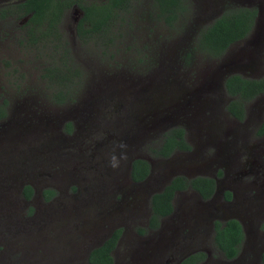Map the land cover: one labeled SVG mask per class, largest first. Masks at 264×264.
Returning a JSON list of instances; mask_svg holds the SVG:
<instances>
[{"label": "rangeland", "instance_id": "374dc122", "mask_svg": "<svg viewBox=\"0 0 264 264\" xmlns=\"http://www.w3.org/2000/svg\"><path fill=\"white\" fill-rule=\"evenodd\" d=\"M17 1L0 0V101L7 106L0 119V264L45 263L42 254L56 247L59 231L73 229V205L90 206L85 224L94 227L100 221L94 215L99 188L106 191L108 224L123 230L115 260L174 264L179 252L173 247L189 227L163 216L147 228L144 203L148 206L151 191L171 174L213 171L234 195L229 202L217 197L215 209L204 207L201 224L218 212L220 218L238 219L244 232L234 257L210 250L200 263L264 264V139L255 131L264 94L243 103L248 120L237 125L226 115L229 95L219 97L218 91L227 73H264V0H242L258 8L255 24L217 57L193 48L195 34L230 0H189L182 24L174 26L154 16L152 0H133L106 36L84 41L74 30L81 5L102 0L66 6L55 27L60 38L39 34L44 26L34 29L28 14L13 12ZM56 65L71 71L60 100L49 78V68L59 69ZM212 122L223 123L222 130ZM170 123L193 130L189 148L153 155L155 135ZM200 125L203 132L197 131ZM136 156L150 163L143 181L129 176ZM25 184L32 189L28 198L21 193ZM46 186L54 193L44 202L39 190ZM132 205L135 211L115 217L117 208Z\"/></svg>", "mask_w": 264, "mask_h": 264}, {"label": "trees", "instance_id": "16d2710c", "mask_svg": "<svg viewBox=\"0 0 264 264\" xmlns=\"http://www.w3.org/2000/svg\"><path fill=\"white\" fill-rule=\"evenodd\" d=\"M74 2V0H19L14 3L13 12H20V15L28 14V22L33 24L32 28L34 29L44 26L45 31L39 27V34L60 38L61 33L55 30L56 23L62 10ZM132 2L133 0H102L99 3L81 5L83 13L74 24L76 35L81 37L83 41L90 37L106 36V32L113 27L119 12L129 11ZM190 4L189 0H152L154 16L168 26L182 24V19L189 11ZM8 7L6 6V8ZM256 11L255 5L226 7L220 15L197 30L193 48H197L208 57L219 56L229 44L243 38L250 31ZM1 13L4 14V10ZM43 19L45 20L43 21ZM60 44L63 46V42L60 41ZM65 53L66 50H63L62 54ZM58 68H49V78L58 86L54 96L60 100L63 93L67 91L65 84L70 81L68 75H71V71L66 66L63 69L62 66ZM63 86L64 88H62ZM223 87L230 96L226 102L227 111L237 119H241L244 114L243 103L256 95L264 94V75L245 77L239 73H230L225 76ZM6 111L5 101H0V119L6 115ZM255 131L257 134L264 133V111L262 120ZM188 148L189 144L182 137L181 127H173L164 131L159 143L150 147L152 154L158 157H165L174 150H187ZM148 167L146 159L134 157L130 162L129 169L131 180H141L146 175ZM187 185L205 198L211 192L212 178L199 175L190 179L183 175L171 177L161 190L150 195L151 213L146 227L154 228L158 225L159 217L171 210L170 198L174 190L183 189ZM31 192L32 189L28 184H25L21 189L24 198H28ZM53 192L49 188L42 189L45 198L51 196ZM224 197H229L228 191H225ZM138 230L141 231L142 229L138 228ZM213 230V242L217 248L223 252L225 257L234 256L237 251L236 243L242 235L239 222L235 218L227 219L223 225L219 221H214ZM119 231V228L114 229L110 236L91 250L88 257L91 264H111L112 259L108 251L115 244ZM202 255L203 252L190 253L182 258L179 264H197V258H201Z\"/></svg>", "mask_w": 264, "mask_h": 264}, {"label": "flooded vegetation", "instance_id": "af4514ba", "mask_svg": "<svg viewBox=\"0 0 264 264\" xmlns=\"http://www.w3.org/2000/svg\"><path fill=\"white\" fill-rule=\"evenodd\" d=\"M235 1L236 0L226 1L229 3H225V4L222 2V5L219 7V9L213 15H211L209 17L208 21H206L205 23L211 22V20L214 17L220 15V13L226 7H234L236 5H239V6L240 5L241 6L255 5V3H252V2L243 3L242 0H238L239 3H235ZM230 2H232V3H230ZM258 13H259V11L257 8V11H256V14L254 16L252 24H255ZM238 40H240V39H238ZM238 40H236V41H238ZM228 74H230V73L223 75V77L221 78V81L219 83L220 84V87H218L219 97L226 95V91L223 87V80H224L225 76H227ZM262 75H264V73ZM259 76H261V75H259ZM254 77H258V76H254ZM174 80L179 81V78L175 77ZM227 99H228V96H227ZM227 101L228 100H226L225 103ZM263 111H264V109H262L259 117L256 120L255 130L262 120ZM244 114H245V108H244ZM244 114H243V116H244ZM226 115L229 116V118H230L229 122L230 123L233 122V124L236 123L237 125H239L238 120H240V119H237L236 117L232 116L227 110H226ZM247 118L245 116V118L242 117L241 119L248 120ZM212 123L214 124V126H216L217 132H220L222 130L220 125H222L223 123H218V122H215V123L212 122ZM233 124H231L234 128V129L232 128L233 133H234L233 135H235V137L237 139H239L238 133L236 132V129H235L236 126ZM243 124H248V122H244ZM147 126H151V125L148 124ZM173 127H181L182 128V137L184 138V140L186 142H188L187 140H192L193 130L191 131L190 128L186 129V127L182 126L181 123L177 124V125L170 123L167 126H165L164 128H162L155 135L156 136V142L159 143L164 131L169 130ZM218 128H219V130H218ZM203 130H204L203 125L198 126V129H197L198 132H203ZM187 131H189V133ZM221 134H223V133L221 132ZM257 135L264 139V133L257 134ZM174 151H176V150H174ZM142 158H144V157H142ZM144 159H146V158H144ZM146 160H147L148 165H149L150 163H149L148 159H146ZM129 169H130V163H129ZM150 172H151V168L149 165L146 175L139 181H143L146 177H148ZM175 175H183L187 179H190L191 177L198 176V175L211 177L212 178V187H211V192L205 198L202 197L195 189L191 188L188 185L183 189L174 190L172 197L170 198L171 210L163 216H169L171 223L177 224L182 228L189 227V229H187L185 231V236L182 238V240L179 241V242L184 241V243L179 244V242H177L173 247L175 252H179V255L176 256V258H175L174 264H179L181 259L190 253L205 252V251L208 252L210 250H216L223 258H226V259H230V258L234 257L236 254L232 257H225L223 252L219 248H217V246L213 242L214 221H219L220 224L223 225L224 221H226L229 218H233V217L220 218L217 215L218 212H216V213L211 212L210 213V220L211 221L206 225H204L205 223L201 224V220L199 218V216L202 214L201 210H203L204 207L209 206L210 208H214V207L216 208L217 206L214 204H217V202L215 200V199H217V197L224 202H229L233 198L234 191L231 189H225V186L220 185L218 183V180H217V175H216L215 171H213V173L212 172H209V173L201 172V173H175V174H171L170 177H168L165 181H162L157 187H155L151 191L150 195L155 191L161 190L162 187L167 182H169L171 177H173ZM44 188H49V189L53 190L52 187L46 186V187H43L42 189H44ZM42 189L39 190V198L44 202L50 200L54 192L52 193L51 196H49L48 198H45L42 194ZM99 191H100L99 195L96 196L97 197L96 200H98V201L95 204L93 202H88V204H94V207L97 208L96 212H94L95 213L94 215L98 216L100 221L97 220L98 221L97 224L94 227L92 226V228H91V226L90 227L87 226L85 224V222L87 220V214L91 211L90 206H88L84 203L78 204L79 206L73 205L72 211L70 212L71 213L70 217L73 220V225H72L73 229L68 230L66 233H62L61 231H59V236L56 240V243H57L56 247H54V249L51 251L43 252L44 254H42V255H45L47 257V258L44 257V259H47V261L45 263H42V264H91V262L88 259L89 253L91 252V250L94 249L95 247H97L98 245H100L108 236L111 235L112 231L117 228L116 226L112 227V225L108 224V219H107L108 211H106V204H105V200H104V196H105L106 191L104 189L100 190V188H99ZM183 191H190L191 195L184 194ZM225 191L229 192L228 198L224 197ZM178 193H179V197L176 198V195H178ZM214 202H216V203H214ZM136 207L137 206L132 205L129 208H117L115 210V212H116L115 217H120L119 213H121L123 215L124 211L127 209H129L127 212H129L131 210L135 211ZM144 207H145V209L141 212L144 214V218L146 219L145 224L147 226L148 217L151 213L150 196H149V200H148V206L146 205V203H144ZM209 211H210V209H209ZM209 211H207L206 213H209ZM163 216L159 217V221ZM122 219H123V217H121V220ZM236 220L239 222V225H240V229H241V233H242L241 239H242L243 232H244L243 225L238 219H236ZM120 222H122V221H120ZM79 223H81L82 227L76 228V225H78ZM147 228H149V227H147ZM122 232H123V230L120 229L119 234L116 238L115 244L108 251V253L112 259L111 264H124L123 261L120 262L119 260H115V257L117 255V251H118L117 250L118 249V243H119V239H120ZM241 239L236 243L237 251H238ZM205 242H207L206 245H205ZM237 251H236V253H237ZM49 253H51V254H49ZM201 260H202L201 258H197L196 263L201 264L200 263ZM148 264H159V261L158 262H149Z\"/></svg>", "mask_w": 264, "mask_h": 264}]
</instances>
